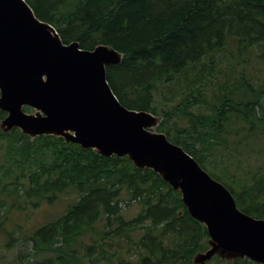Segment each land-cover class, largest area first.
Masks as SVG:
<instances>
[{"label": "trees", "instance_id": "obj_1", "mask_svg": "<svg viewBox=\"0 0 264 264\" xmlns=\"http://www.w3.org/2000/svg\"><path fill=\"white\" fill-rule=\"evenodd\" d=\"M25 1L63 42L78 41L83 49L98 44L117 49L121 62L106 67V79L120 103L158 116L154 131L163 132L224 184L240 210L264 219V168L248 175L235 154L225 164V151L238 152L242 146L240 136L264 133V84L255 86L233 69L219 80L213 68L215 55L232 49L264 57V0ZM178 82L186 88L184 96L168 106L156 94L157 87ZM196 105H204L203 110L198 112ZM5 115L0 110V120ZM0 158V227L7 208L2 195L38 208L56 203L61 194L75 193L58 217L23 240L31 243L27 256L42 255V264H195L193 256L209 246L205 225L189 215L180 192L126 155L107 157L59 136L31 138L13 128L0 129ZM131 202L140 209L127 219L121 205ZM138 230L137 245L144 250L136 261L127 257V247L111 248L109 240L129 238ZM165 234L173 236V245L163 242ZM7 235L10 247L17 237ZM86 236L91 240L80 243ZM212 262L259 264L217 255L206 264Z\"/></svg>", "mask_w": 264, "mask_h": 264}, {"label": "water", "instance_id": "obj_2", "mask_svg": "<svg viewBox=\"0 0 264 264\" xmlns=\"http://www.w3.org/2000/svg\"><path fill=\"white\" fill-rule=\"evenodd\" d=\"M121 59L107 44L83 49L78 41L63 42L25 0H0V110L6 113L0 129L59 136L107 157L126 155L179 191L189 215L205 225L209 246L193 263L218 255L264 264V219L240 210L224 184L151 130L158 116L124 106L113 93L106 67Z\"/></svg>", "mask_w": 264, "mask_h": 264}, {"label": "rangeland", "instance_id": "obj_3", "mask_svg": "<svg viewBox=\"0 0 264 264\" xmlns=\"http://www.w3.org/2000/svg\"><path fill=\"white\" fill-rule=\"evenodd\" d=\"M232 53H221L215 55V65L214 74L216 78L221 80L230 69L234 70V73H243L245 76L249 77L255 86L258 84H264V57H257L254 54L242 53L241 55L236 51V49L230 50ZM211 78V77H210ZM186 88L183 87V83H174L170 88L164 87L162 84L158 85L156 94L159 98L166 101L168 106L178 103L184 96ZM203 106L196 105L197 111H202ZM32 113L31 111H26ZM180 126L185 125V121H178ZM242 128V127H240ZM154 130V127L151 128ZM242 133L244 131L241 129ZM247 136H240L241 147L236 151H225L226 154V166L230 163L229 159L232 155L236 156L237 160L240 159V168L242 171H246L247 174H251L257 169L264 168V133L256 132V134ZM238 138V137H237ZM246 138V139H245ZM248 145H245L247 144ZM245 146V148H243ZM221 153V150L218 151ZM233 157V158H234ZM3 160L0 158V163ZM248 169V170H246ZM240 175H242L240 173ZM7 182V178L3 180V183ZM7 201V208L3 215L4 223L0 227V264H28L32 261V264H42L44 257L42 255H36L29 257L27 253L31 251V243L23 242L26 236H28L36 227L41 224L50 221L58 217L66 208L67 204L70 203L75 198V193L68 192L61 194L58 201L54 204H42L38 208H32L31 205L24 203L22 199L13 201L11 197L2 195ZM122 200H128L126 193H123ZM21 208H18L17 205ZM140 205L138 202H131L127 207L121 205V211L125 218L129 219L136 215L139 211ZM97 229L99 231L103 230V225L98 224ZM8 233H12L14 238H17L11 243V246H6L8 239ZM142 231L138 230L133 232L129 238L125 237H115L108 242L112 243L111 248L127 247L129 253L127 257L133 261L138 258L139 252L144 250L143 247H139L137 242L140 239ZM172 235L165 234L162 236V240L166 245H173L170 243ZM90 237L86 236L80 240V243H88ZM77 248L82 251V247L77 245ZM218 256V255H217ZM221 258V257H220ZM222 259V258H221ZM212 264H216L212 262Z\"/></svg>", "mask_w": 264, "mask_h": 264}, {"label": "bare ground", "instance_id": "obj_4", "mask_svg": "<svg viewBox=\"0 0 264 264\" xmlns=\"http://www.w3.org/2000/svg\"><path fill=\"white\" fill-rule=\"evenodd\" d=\"M263 219V218H262Z\"/></svg>", "mask_w": 264, "mask_h": 264}]
</instances>
